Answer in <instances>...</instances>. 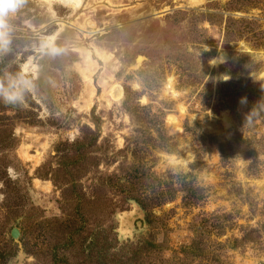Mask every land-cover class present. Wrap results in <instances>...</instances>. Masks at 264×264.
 Masks as SVG:
<instances>
[{"label":"rangeland","instance_id":"rangeland-1","mask_svg":"<svg viewBox=\"0 0 264 264\" xmlns=\"http://www.w3.org/2000/svg\"><path fill=\"white\" fill-rule=\"evenodd\" d=\"M79 1L6 18L0 264H264V0Z\"/></svg>","mask_w":264,"mask_h":264},{"label":"clouds","instance_id":"clouds-1","mask_svg":"<svg viewBox=\"0 0 264 264\" xmlns=\"http://www.w3.org/2000/svg\"><path fill=\"white\" fill-rule=\"evenodd\" d=\"M18 7V0H0V45L7 43L6 18L14 13ZM32 84L27 78L16 77L9 81L7 86L0 84V102L5 105L24 103L25 91L31 90ZM245 99L242 98L241 103Z\"/></svg>","mask_w":264,"mask_h":264},{"label":"trees","instance_id":"trees-1","mask_svg":"<svg viewBox=\"0 0 264 264\" xmlns=\"http://www.w3.org/2000/svg\"><path fill=\"white\" fill-rule=\"evenodd\" d=\"M220 85H224V86H227V87H230L232 89H234V82L231 80H229L228 82H224V81H219ZM242 88V87H241ZM244 89V88H243ZM242 89V90H243ZM238 96L242 97V98H246V97H249L250 95H247V93H241V92H238ZM198 248V245L197 244H193L192 246H190V249L189 251H193L194 249H197Z\"/></svg>","mask_w":264,"mask_h":264},{"label":"water","instance_id":"water-1","mask_svg":"<svg viewBox=\"0 0 264 264\" xmlns=\"http://www.w3.org/2000/svg\"><path fill=\"white\" fill-rule=\"evenodd\" d=\"M119 90H121L120 88H116L114 90V96H118L120 94ZM11 235L14 239H18L19 235H20V231L18 228H13L12 232H11Z\"/></svg>","mask_w":264,"mask_h":264},{"label":"bare ground","instance_id":"bare-ground-1","mask_svg":"<svg viewBox=\"0 0 264 264\" xmlns=\"http://www.w3.org/2000/svg\"><path fill=\"white\" fill-rule=\"evenodd\" d=\"M62 1V3L64 4V5H70V4H75L76 6L77 5H79V3H80V1L79 0H61ZM194 2L196 1V2H198V1H200V0H193ZM76 2V3H75ZM72 7V6H71ZM216 62H218V60H215ZM25 67H26V65H25Z\"/></svg>","mask_w":264,"mask_h":264}]
</instances>
